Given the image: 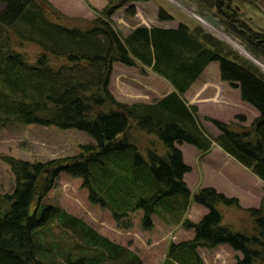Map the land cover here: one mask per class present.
<instances>
[{"label":"trees","instance_id":"trees-1","mask_svg":"<svg viewBox=\"0 0 264 264\" xmlns=\"http://www.w3.org/2000/svg\"><path fill=\"white\" fill-rule=\"evenodd\" d=\"M135 1L148 0H107L101 10L89 4L96 17L80 28L49 20L47 12L56 18L66 16L47 0H0V129L13 123L55 126L83 131L94 141L81 145L74 155L46 162L1 157L14 183L10 193L3 195L11 203L0 214V264H65L66 260L68 264H142L135 253L75 216L41 203L61 172L79 178L88 201L107 210L121 228H129L130 216L140 211L143 229L153 227L156 215L165 223L191 230L192 237L168 243L161 264H204L198 249L219 245L239 252L234 264H264V190L259 206L246 208L236 197L213 187L191 193L183 180L190 167L177 147L187 143L202 154L215 143L264 182V74L200 25H139L120 37L111 26V16L128 4L125 13L135 15L131 4ZM189 1L197 14L217 18L222 31L234 36L248 53L264 58V33L239 17L233 0ZM157 19L168 21L172 16L160 8ZM8 27L19 43L38 46L35 63L12 49ZM51 57L63 58L65 63L51 68ZM211 62L218 63L220 80L238 89L240 99L258 114L247 127L207 118L218 130L215 137L201 127L196 107L183 98ZM113 63L148 67L174 90L151 103L118 102L108 89ZM78 65L88 69V77L62 75V69L71 71ZM135 133L154 138L163 152L154 141L141 143ZM190 201L206 208L197 222L185 217ZM218 204L243 209L251 230L234 231L222 224ZM54 220L79 236L94 256L81 254L68 260L63 254L65 261L56 263L54 245L40 236L41 229Z\"/></svg>","mask_w":264,"mask_h":264},{"label":"rangeland","instance_id":"rangeland-1","mask_svg":"<svg viewBox=\"0 0 264 264\" xmlns=\"http://www.w3.org/2000/svg\"><path fill=\"white\" fill-rule=\"evenodd\" d=\"M47 1L66 16L56 18L54 14L47 12L48 19L69 27H87L89 21L96 17V13L88 6L89 4L97 10H101L104 7L100 3L98 6L97 4H91L89 0ZM233 3L238 7L239 17L245 23L253 30L264 33V0H233ZM131 4L135 7V15L129 16L125 13L124 9L128 4L117 9L111 16V26L120 37L127 35L137 24L149 25V27L165 25L174 26L175 28L180 23L187 25L189 28L200 25L206 32L228 44L243 58L248 59L246 56L248 54L255 63L250 59L248 60L264 71V64L262 65L258 62V58L248 53L234 36L224 33L219 26L217 27L219 31H215L225 35L230 41L232 39L238 43L247 54L241 52L226 39L204 26L207 22L203 20V15L197 14L195 10V16L191 15L182 6L183 9L176 6L172 0L135 1ZM160 8L170 14L172 19L159 21L157 12ZM199 18L205 23L203 21L201 23ZM8 30L9 32L7 33L13 38L11 41L12 49L22 53L29 63H35L36 57L40 52L38 46L29 42L19 43L13 37V28L10 27ZM64 63L65 60L63 58L51 57L48 65L54 68ZM209 64L210 66L206 69L205 75L213 76L218 73V63L211 62ZM89 73L88 69L83 68L81 65L76 66L71 71L62 69V75L64 76L81 75L88 77ZM112 73L113 65L108 89L118 102L126 104L134 102L151 103L165 93L160 86L162 79L159 75V77L156 76L157 74L148 67H141L140 65L130 67L126 74L121 75V78L119 76V79L118 76L115 78L114 74L112 76ZM111 78L115 79L113 84L110 82ZM199 89V84L192 85L186 95L194 97L196 103L198 102L200 105L201 112H196V118L200 125V121L202 122L204 125L203 129L207 130L206 133L209 136L213 134V131L208 125L204 124L202 112H211L219 117L218 120L220 121L225 123L233 122L244 127L249 126L258 115L256 110L244 101L242 105H237L235 108L231 105H228V107L226 104L220 103V101L218 103L209 100L213 98L209 97L214 94L213 90L208 89L197 93ZM184 99L187 103H190L189 100ZM240 115L244 117L243 121L236 117ZM135 136L143 144L146 141L156 142L151 136H144L139 133H135ZM93 143L94 141L89 135L76 129H60L55 126L22 123L9 124L0 129V214L9 208L11 201L3 198V195L10 193L14 183V177L8 165L1 159L2 156L10 155L28 161L46 162L51 159L74 155L79 152L81 145ZM156 146H158L159 153H162L163 149L159 147L158 142H156ZM177 146L182 151L185 162L192 166V172L184 179L191 193L202 187L209 186L228 197H236L242 208L259 206L264 187L259 186L257 178L249 170L244 169L240 165L229 166L222 159L217 158L216 155L213 157V154L204 158L203 161H196L194 159L195 147L187 143L177 144ZM87 194V189L81 187L79 178H74L61 172L58 174L54 186L43 197L41 203L58 207L75 216L99 235L135 253L142 264H161L169 242L192 237L191 230H184L180 224L173 223L170 225L165 223L156 215L152 216L153 227L149 230L143 229L139 220L140 211L130 216L131 225L129 228H121L115 223L107 210L97 204H91L87 199ZM216 208L222 215V224L230 226L234 231L248 232L251 230V220L243 209H237L232 206L227 207L223 204H218ZM205 212V207L190 201L185 217L197 222ZM41 230L42 235L40 236L42 240L45 243L54 245L51 250H53L55 255L54 261L56 263L65 261L63 254H66L68 260H74L81 254L87 257L94 256V254L86 251L87 248L79 236L72 230L63 228L55 220L47 223ZM198 253L204 264H234L235 257L240 256L239 252L232 250L226 245H219L215 249L199 248ZM65 264H68L67 260ZM107 264L116 263L107 261Z\"/></svg>","mask_w":264,"mask_h":264},{"label":"crops","instance_id":"crops-1","mask_svg":"<svg viewBox=\"0 0 264 264\" xmlns=\"http://www.w3.org/2000/svg\"><path fill=\"white\" fill-rule=\"evenodd\" d=\"M89 2L91 4H94V5L97 4V6H98L99 3L102 4V6H105L106 5L105 3H107V0H89ZM139 25H143V26H145L147 28H150L149 25H144V24H137V25H135V27H137ZM135 27H133L132 29H134ZM157 27H161V28H175L174 26H165V25L157 26ZM140 66L142 67V65H140ZM209 66H210V64L207 65V67L203 70V72L195 79V81L190 85V87L184 93V98H186L190 102V103H187L186 102V104L187 105H194V106H196L197 112L198 113L201 112L200 105L198 104V102L196 103V100H194L195 98L192 97V96H190V95H186V93L190 90V88L192 87V85L199 84L200 89H199V91L197 93H201L202 91H206L208 89L214 91V94L211 95V96H209V97H213V98H211L209 100H213V101H216V102L220 101V103L226 104V106L231 105L234 108L237 105H242V102L243 101L240 99L238 89L231 88L226 82L221 81L220 78H219V74L218 73H216L213 76H211V75L210 76L209 75H205V71H206V69ZM129 68L130 67L125 66L123 64L114 63L113 64V73H112V76L114 74L115 78L118 76V79H119V76L121 78V75L126 74L128 72V70H129ZM156 76H158V75H156ZM160 78L162 79L160 81V86L163 88V90H164L165 93H164V95L158 97L157 100L160 99V98H162L163 96H165L166 94H168V93H170L171 91L174 90L173 87L170 85V83L168 81H166L162 77H160ZM114 80H115L114 78H111L110 79V82L113 84L114 83ZM202 115H203V118H204V121H203L204 124L208 125V127L211 128L212 131H213V134H211V137L217 136V134H218L217 129L207 120V118L219 119V117H217V116H215V114H213L211 112H207V111L206 112H202ZM200 123H201L202 128H204V125L202 124L201 121H200ZM206 132H207V130H206ZM211 154H213V157H215L214 155H216L217 158L222 159L229 166H232V165L233 166L240 165L241 167H243L234 158H232L230 155H228L222 149H220V147H218L215 143H212L211 148L206 153L200 154L196 150L195 151V157H194V159L196 161H203L204 158H206L207 156H209ZM182 159H183V162L187 166L190 167V170L187 171L186 173H184V175H183V180H184L186 178V176L192 172V166L185 162L184 157H183V153H182ZM243 168L246 169L245 167H243ZM240 169H242V168H240ZM246 170H248V169H246ZM255 177L257 178V182H258L259 186L264 187V182L261 181L257 176H255ZM186 185H187V183H186ZM259 194H261V193H259Z\"/></svg>","mask_w":264,"mask_h":264},{"label":"water","instance_id":"water-1","mask_svg":"<svg viewBox=\"0 0 264 264\" xmlns=\"http://www.w3.org/2000/svg\"><path fill=\"white\" fill-rule=\"evenodd\" d=\"M176 2H178L182 7H184L187 11L195 14L194 10L195 7L194 5L189 2L188 0H175ZM203 20L206 21L208 24H210L212 27L217 28L219 26V21L217 18L212 17L210 14L205 13L202 16ZM247 56V55H246ZM248 59H250L251 61H253L255 63V61L248 55L247 56ZM258 62H260L261 64H264V58L259 57L258 58ZM262 74H264L263 70H260Z\"/></svg>","mask_w":264,"mask_h":264},{"label":"bare ground","instance_id":"bare-ground-1","mask_svg":"<svg viewBox=\"0 0 264 264\" xmlns=\"http://www.w3.org/2000/svg\"><path fill=\"white\" fill-rule=\"evenodd\" d=\"M173 1V3L174 4H176V6H179V7H181V5L178 3V2H176L175 0H172ZM182 8V7H181ZM184 8V7H183ZM182 8V9H183ZM185 9V8H184ZM185 11H186V9H185ZM188 12V11H187ZM189 14H191V15H194L193 13H191V12H188ZM195 16V15H194ZM199 21L202 23V19H200L199 18ZM204 22V21H203ZM205 23V22H204ZM204 26H206L208 29H210V30H212L213 32H215V31H217L218 30V28H214V27H212V26H210L209 24H207V23H205L204 24ZM211 31V32H212ZM219 31V30H218ZM221 32V31H220ZM217 35H219L220 37H222V38H224V39H226L228 42H230L235 48H238L241 52H243V53H245V54H247V52H245L239 45H238V43H236V42H234L232 39H231V41L229 40V38H227L225 35H222V34H220V33H218V32H215ZM247 56H248V54H247ZM263 65V64H262Z\"/></svg>","mask_w":264,"mask_h":264}]
</instances>
